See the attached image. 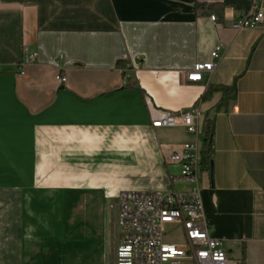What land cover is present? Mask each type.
<instances>
[{
  "label": "crops",
  "instance_id": "1",
  "mask_svg": "<svg viewBox=\"0 0 264 264\" xmlns=\"http://www.w3.org/2000/svg\"><path fill=\"white\" fill-rule=\"evenodd\" d=\"M254 4L259 24L233 30ZM129 55L143 61L123 85ZM193 107L213 126L199 174L209 234L235 264H264V0H0V264H37L33 247L53 246L37 231L54 225L106 264L121 192L185 190L167 159L195 136L151 122Z\"/></svg>",
  "mask_w": 264,
  "mask_h": 264
},
{
  "label": "built area",
  "instance_id": "2",
  "mask_svg": "<svg viewBox=\"0 0 264 264\" xmlns=\"http://www.w3.org/2000/svg\"><path fill=\"white\" fill-rule=\"evenodd\" d=\"M263 18L254 4L230 27L239 31L256 27ZM210 20L217 23L215 14ZM221 45L212 52L215 61L196 63L186 71V81L200 82L203 72L211 71L221 58ZM36 54L29 55L33 60ZM142 57L129 55L123 66V85H128L129 72L137 71ZM57 80L65 81L59 74ZM153 127L181 126L195 136V141L179 144L168 156V162L180 166L178 180L185 183L182 192L123 191L110 210L114 214L115 245L111 264H235L224 249L223 241L209 234L200 195V149L202 113L198 107L167 114L151 122ZM172 180H175L173 178ZM177 232L179 241L168 240L167 232Z\"/></svg>",
  "mask_w": 264,
  "mask_h": 264
},
{
  "label": "rangeland",
  "instance_id": "3",
  "mask_svg": "<svg viewBox=\"0 0 264 264\" xmlns=\"http://www.w3.org/2000/svg\"><path fill=\"white\" fill-rule=\"evenodd\" d=\"M55 224V223H54ZM102 233V249L104 252V257L106 259V264L111 263V256L113 253L115 245V231H114V214L111 212L107 217V226ZM39 237L45 238L53 246H39L33 247V251L38 252L37 264H94V255L98 249L92 247L93 241L81 240L77 238L78 234L73 232L70 228L58 230V228L53 226V228H39L37 231ZM87 236H89L90 231H86ZM168 240H180L179 234L177 232L167 233ZM81 240L79 242V240ZM60 242V245L56 246ZM55 244V245H54ZM16 264V263H13Z\"/></svg>",
  "mask_w": 264,
  "mask_h": 264
},
{
  "label": "trees",
  "instance_id": "4",
  "mask_svg": "<svg viewBox=\"0 0 264 264\" xmlns=\"http://www.w3.org/2000/svg\"><path fill=\"white\" fill-rule=\"evenodd\" d=\"M219 89L223 91V101H225L229 95L232 96L234 94V88L210 87L206 90L204 97H208L212 93V91ZM201 135H202V145L200 149V169L208 171L211 168L212 152H213V143H212L213 126L210 117H205L202 125Z\"/></svg>",
  "mask_w": 264,
  "mask_h": 264
}]
</instances>
